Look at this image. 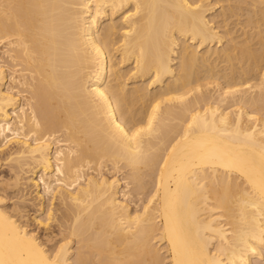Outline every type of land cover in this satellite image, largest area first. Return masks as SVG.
I'll list each match as a JSON object with an SVG mask.
<instances>
[{
	"label": "bare ground",
	"instance_id": "6f19581e",
	"mask_svg": "<svg viewBox=\"0 0 264 264\" xmlns=\"http://www.w3.org/2000/svg\"><path fill=\"white\" fill-rule=\"evenodd\" d=\"M0 264H264V0H0Z\"/></svg>",
	"mask_w": 264,
	"mask_h": 264
},
{
	"label": "rangeland",
	"instance_id": "374dc122",
	"mask_svg": "<svg viewBox=\"0 0 264 264\" xmlns=\"http://www.w3.org/2000/svg\"><path fill=\"white\" fill-rule=\"evenodd\" d=\"M32 209H34V208L32 207ZM32 212H33V213H32ZM29 213H30V215H32V214H35L36 212H35L34 210H32V211L30 210ZM31 221H32L31 227H32V228H33V227L36 228L37 223H36L34 220H31ZM33 222H35V224H34Z\"/></svg>",
	"mask_w": 264,
	"mask_h": 264
}]
</instances>
